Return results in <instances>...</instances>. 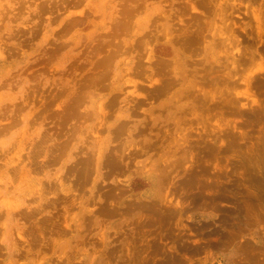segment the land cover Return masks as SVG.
Segmentation results:
<instances>
[{"label":"rangeland","instance_id":"obj_1","mask_svg":"<svg viewBox=\"0 0 264 264\" xmlns=\"http://www.w3.org/2000/svg\"><path fill=\"white\" fill-rule=\"evenodd\" d=\"M0 264H264V0H0Z\"/></svg>","mask_w":264,"mask_h":264}]
</instances>
